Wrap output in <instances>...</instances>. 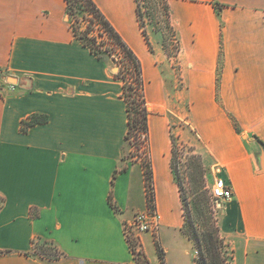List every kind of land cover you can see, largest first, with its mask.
<instances>
[{"label": "crops", "instance_id": "crops-1", "mask_svg": "<svg viewBox=\"0 0 264 264\" xmlns=\"http://www.w3.org/2000/svg\"><path fill=\"white\" fill-rule=\"evenodd\" d=\"M94 1L142 64L164 263L194 264L171 167L180 119L233 187L228 264H264V0H168L174 54L147 38L137 0ZM0 70V264H140L125 223L147 205L146 175L123 159L122 82L76 38L66 0H0ZM34 114L48 121L23 131Z\"/></svg>", "mask_w": 264, "mask_h": 264}, {"label": "rangeland", "instance_id": "rangeland-1", "mask_svg": "<svg viewBox=\"0 0 264 264\" xmlns=\"http://www.w3.org/2000/svg\"><path fill=\"white\" fill-rule=\"evenodd\" d=\"M78 4H80V0H77V3H75V8H77ZM138 9L140 22L147 38H150L151 35H157L161 42H163V45L167 47L168 53H176L179 45L175 39V31L171 25L168 0H138ZM90 18L91 14L84 10L77 14L74 13L72 16L68 14V19L75 20L74 25L81 24V28L89 27L92 35L96 36L98 40H107L106 34L102 32L97 24L90 21ZM102 55L103 60L113 69L115 76L121 65L112 60L113 55L109 51H103ZM114 55L120 59L122 58L120 52L114 53ZM119 80L122 82L121 79ZM129 80L131 81L132 79ZM130 91L134 96L136 95L133 89L130 88ZM177 125L178 129L176 133H173L172 138L173 153L171 167L179 187L184 216L181 233L187 241L186 248L189 250L187 259L191 262L193 260L194 264H203L204 260L208 264L210 260H217L218 263L228 264L232 260L233 250L229 242L221 234L219 225L224 202L216 200L211 192L215 177L219 176V173H216L213 169L217 165H221L217 160H213L208 154L202 153L199 150L200 145L196 135L193 132H189L183 121L178 119ZM123 150V159L126 162L140 161L145 170V175L146 173L149 174V171L152 170L149 152V131L133 129L126 138ZM152 188H154L153 182H150L149 185L146 183L147 200L149 199L148 192ZM153 200L156 203L155 195ZM4 201V197L0 195V208L4 204ZM153 235L154 237L150 234L145 235L144 248L148 258L154 264L158 262L160 257L157 243L162 251L163 247L158 237V230ZM129 236L131 247L135 250L137 258L140 256V263L147 264L145 254L139 248L140 242L137 236L133 234H129ZM214 246L218 253L212 252V254H209L207 248H213ZM37 251L46 255L57 254L55 247L52 244L46 243L37 245ZM162 258L160 262L164 261Z\"/></svg>", "mask_w": 264, "mask_h": 264}, {"label": "trees", "instance_id": "trees-1", "mask_svg": "<svg viewBox=\"0 0 264 264\" xmlns=\"http://www.w3.org/2000/svg\"><path fill=\"white\" fill-rule=\"evenodd\" d=\"M138 1V0H137ZM67 3V14L71 15L78 13L80 11H86L91 14V20L94 24H97L103 33L106 34L107 40H98V38L92 35V31L89 27L81 28V24L74 25L75 20H70V27L76 36L84 46L89 48L91 53H93L99 59H103L102 52L109 51L113 56L112 60L120 64L119 71L115 74L116 78L122 80V97L127 103V112H128V122L129 130L127 136L131 133L133 129H138L139 131H149V110L147 107L146 97H145V78L143 75L142 64L139 57L135 54L132 48L127 44L123 39L121 34L116 30L112 23L108 20L105 14L100 10L94 0H80L77 8H75V3L77 0H66ZM139 13V9H138ZM140 15V14H139ZM140 19V18H139ZM83 29V30H81ZM107 45V46H106ZM107 47V48H106ZM121 53L122 58L115 56L114 53ZM129 79H132L131 81ZM130 88L135 91L136 95L134 96ZM134 97V98H133ZM48 121L47 115L34 114L30 116L27 120H23L21 129L26 131L29 127L46 123ZM126 136V138H127ZM152 170L149 171V174L146 173V183L147 185L152 182ZM158 247L159 256L162 258L163 251L161 247ZM133 249V247H132ZM208 253L212 252L218 253L215 246L213 248H207ZM133 252L136 255L135 250ZM3 253V251H0ZM44 254V253H41ZM46 255V254H44ZM51 257H58L60 254L50 255ZM218 257V256H217ZM216 257V258H217ZM140 261V256L137 258ZM143 262V261H142ZM142 264V263H140ZM203 264H208L206 260L203 261ZM209 264H222L218 263L217 260H210Z\"/></svg>", "mask_w": 264, "mask_h": 264}, {"label": "built area", "instance_id": "built-area-1", "mask_svg": "<svg viewBox=\"0 0 264 264\" xmlns=\"http://www.w3.org/2000/svg\"><path fill=\"white\" fill-rule=\"evenodd\" d=\"M2 70H0V80H2ZM221 166L217 165L214 167L213 171L219 173ZM152 191V192H151ZM213 197L218 201H228L233 197V187L227 183L225 178L221 176H216L214 184L211 189ZM149 199L148 205L146 208L137 211L134 214V217L125 223V231L127 234L128 240L130 239L129 234L136 235L142 234L145 232L154 233L159 229L161 222V215L159 214L156 203L153 200L155 195L154 188L149 190ZM152 193V195H151ZM130 242V241H129ZM131 244V242H130ZM160 264H165L164 261H161Z\"/></svg>", "mask_w": 264, "mask_h": 264}, {"label": "water", "instance_id": "water-1", "mask_svg": "<svg viewBox=\"0 0 264 264\" xmlns=\"http://www.w3.org/2000/svg\"><path fill=\"white\" fill-rule=\"evenodd\" d=\"M117 70V68H115Z\"/></svg>", "mask_w": 264, "mask_h": 264}]
</instances>
